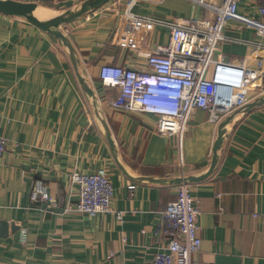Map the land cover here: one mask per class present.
<instances>
[{
  "label": "crops",
  "instance_id": "0c3cea01",
  "mask_svg": "<svg viewBox=\"0 0 264 264\" xmlns=\"http://www.w3.org/2000/svg\"><path fill=\"white\" fill-rule=\"evenodd\" d=\"M10 1L35 4L49 20L93 0ZM134 1L113 0L61 28L77 68L59 40L23 18L0 14V136L8 141L0 165V264H146L168 245L158 236L159 224L179 188L151 180L210 171L222 122L211 125L209 113L198 111L179 147L177 137L155 132L157 117L114 110L119 91L103 86L100 72L106 65L146 71L157 47L171 42L165 28L135 30L126 18L129 7L141 17L197 24L213 22L222 0H136L132 8ZM257 4L240 0L226 25L225 35L237 41L219 45L227 62L254 69L264 59V50L254 46L264 42L252 25ZM255 90L253 101L233 113L213 174L188 184L200 211L202 247L194 262L264 264V105L250 108L264 95V77ZM101 169L109 174L121 222L112 214L90 218L69 211L78 199L73 173ZM36 183L48 189L52 204L32 201Z\"/></svg>",
  "mask_w": 264,
  "mask_h": 264
},
{
  "label": "built area",
  "instance_id": "2783aa9c",
  "mask_svg": "<svg viewBox=\"0 0 264 264\" xmlns=\"http://www.w3.org/2000/svg\"><path fill=\"white\" fill-rule=\"evenodd\" d=\"M136 1V0H135ZM132 3V8L133 4ZM257 4L258 19L252 25L257 36L264 41V0H251ZM240 0H222L216 8L213 22L192 24L182 19L166 21L134 15L131 8L126 18L133 21L135 30L142 28H165L171 33V42L158 46L147 61L146 71H132L121 66L102 67V85L119 91L111 103L116 111L142 113L159 119L155 132L177 137L181 147L185 133L198 111L209 113V123L219 125L253 97L257 83L264 77V59L258 60L254 69L242 64L227 62L220 50V43L237 42L227 37L224 29L238 13ZM264 50V42L254 44ZM8 141L0 136V165L7 152ZM78 199L75 209L79 214L95 218L112 214L123 221L124 214L112 207L114 189L105 169L90 175L75 171L72 175ZM135 187H131L133 190ZM32 201L52 204L48 189L36 183ZM200 211L192 197L188 184L178 188L177 199L163 213L159 224V238L168 241L162 253L146 264H203L193 261L201 251L202 239L198 233ZM27 230L20 231V240L27 241Z\"/></svg>",
  "mask_w": 264,
  "mask_h": 264
},
{
  "label": "water",
  "instance_id": "95a60500",
  "mask_svg": "<svg viewBox=\"0 0 264 264\" xmlns=\"http://www.w3.org/2000/svg\"><path fill=\"white\" fill-rule=\"evenodd\" d=\"M113 0H93L84 5L79 11L76 13H68L59 17L52 19L51 21H42L35 16L36 11L38 10V6L35 4H24L16 1L10 0H0V14L7 17H19L27 20L29 24L38 28L39 30L53 36L55 39L59 40L63 43L70 51L75 67L77 68V59L75 57V51L72 48L69 40L65 37L62 32L64 26L70 25L84 18L85 16L94 13L104 6L108 5ZM80 83L84 89V91L94 100L95 105L97 106V99L93 91L89 88L85 79L81 76ZM264 105V95L257 99L250 108L253 107H261ZM99 120L101 121L105 132L107 140L110 142L113 151H115L114 143L111 138V133L106 125L101 114L97 113ZM235 116L232 114L222 121L219 125L218 138L215 142L213 149V161L210 171L200 177H192L190 179H178V180H151L154 183L160 184H170L180 186L181 184H189V183H198L206 180L210 175L215 171L218 161H219V152L223 148V144L227 135L228 126L232 123Z\"/></svg>",
  "mask_w": 264,
  "mask_h": 264
},
{
  "label": "bare ground",
  "instance_id": "6f19581e",
  "mask_svg": "<svg viewBox=\"0 0 264 264\" xmlns=\"http://www.w3.org/2000/svg\"><path fill=\"white\" fill-rule=\"evenodd\" d=\"M41 11H42V9H38V10L36 11V13H35V16H36L38 19H40V20H42V21H51V20H52V19H49V20L42 19V17L40 18L39 14L41 13Z\"/></svg>",
  "mask_w": 264,
  "mask_h": 264
}]
</instances>
